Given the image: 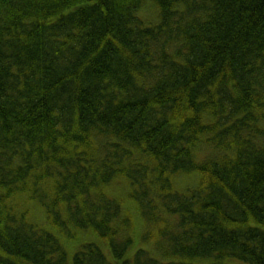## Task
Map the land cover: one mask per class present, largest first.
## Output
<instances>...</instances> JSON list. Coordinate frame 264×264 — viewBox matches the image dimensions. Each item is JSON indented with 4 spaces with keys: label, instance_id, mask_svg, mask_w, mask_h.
<instances>
[{
    "label": "trees",
    "instance_id": "trees-1",
    "mask_svg": "<svg viewBox=\"0 0 264 264\" xmlns=\"http://www.w3.org/2000/svg\"><path fill=\"white\" fill-rule=\"evenodd\" d=\"M68 226L72 264H264V0H0V264H68Z\"/></svg>",
    "mask_w": 264,
    "mask_h": 264
},
{
    "label": "rangeland",
    "instance_id": "rangeland-1",
    "mask_svg": "<svg viewBox=\"0 0 264 264\" xmlns=\"http://www.w3.org/2000/svg\"><path fill=\"white\" fill-rule=\"evenodd\" d=\"M154 13L153 9L150 8V5H146V8H142L139 12V15L142 18H150V20L154 21L155 17H151ZM155 16V15H154ZM200 181V176L198 174H177L172 178V186L173 189L179 192H185V189L187 188H193L196 185H198ZM111 195L115 196L117 198L122 199V211L123 215L129 218V221L131 220V237L133 238V244L129 248V251L127 253V258H132V255L134 251H136L138 248H146L149 250H153L155 248V245L152 241H155L152 233H156L154 230L151 231V233L147 236H149V239H145L144 229L149 228L151 229L152 222H148L145 217H142L139 215L136 207V203L134 201H131L127 196L120 194V192L123 189V185H120V182L114 183V186H111ZM122 195V196H121ZM20 208L24 209V212L27 214L28 219L39 225L43 226L45 225V219L46 216L44 215V210L40 207V205L26 201L24 202V198L21 199V203H19ZM173 220L167 219L166 221H162L163 225L168 227V222H172ZM155 228V226H154ZM68 230L71 229L70 226L67 227ZM74 231L75 234L72 235V232L69 234H64L66 231L57 232L58 238L61 239L62 245L65 247V251L67 253V263L72 264V259L74 252L79 249L81 244L86 243H92L98 240L95 234L92 233L91 230H70ZM146 236V237H147ZM97 243V242H96ZM98 244V243H97ZM226 264H247L245 262H242L240 260H237L235 258H227L225 260Z\"/></svg>",
    "mask_w": 264,
    "mask_h": 264
}]
</instances>
